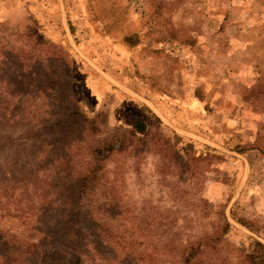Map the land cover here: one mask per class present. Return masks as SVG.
Wrapping results in <instances>:
<instances>
[{
  "label": "rangeland",
  "instance_id": "374dc122",
  "mask_svg": "<svg viewBox=\"0 0 264 264\" xmlns=\"http://www.w3.org/2000/svg\"><path fill=\"white\" fill-rule=\"evenodd\" d=\"M0 22L9 42L14 31L40 35L98 127L84 142L106 150L100 175L111 190L92 200L93 212L104 215V197L115 207L106 208L111 249L90 245L88 264H171L218 210L230 228L212 258L261 264L247 256L264 244V0H0ZM39 101H27L31 113L47 108ZM15 141L1 163L36 154ZM49 194L54 206L58 192ZM41 218L45 231L54 210ZM70 255L45 245L36 264ZM210 256L202 264H223Z\"/></svg>",
  "mask_w": 264,
  "mask_h": 264
},
{
  "label": "trees",
  "instance_id": "16d2710c",
  "mask_svg": "<svg viewBox=\"0 0 264 264\" xmlns=\"http://www.w3.org/2000/svg\"><path fill=\"white\" fill-rule=\"evenodd\" d=\"M0 30L1 34L9 28L0 22ZM13 35L17 42L0 37V155L16 138L35 144L37 151L30 160L0 162V264H36L45 245L61 255L71 251L66 264H88L94 257L90 245L98 243L109 251L112 246V229L106 219L110 211L106 208L115 207L114 198L104 197V215L100 217L93 212L99 203L92 201L99 192L111 190L100 175L106 150L90 140L84 142L86 135L97 134L98 127L79 110L67 66L51 65L45 57L47 43L35 30L14 31ZM40 55L47 59L45 63ZM39 100L47 101V108L41 111L35 107L36 112L31 113L27 101ZM131 126L137 134L144 129L139 120ZM6 128L21 132L14 136ZM52 190L58 192L54 206L49 200ZM51 210L55 223L44 231L41 217ZM217 216L208 232L179 246L171 264H202L205 254H211L212 262L236 264L233 256L212 258L219 255L230 228L223 211L218 210ZM36 235L39 238L34 239ZM254 243L257 253L249 254L247 260L264 264V244ZM118 246L124 250V245ZM125 255L130 258L133 253Z\"/></svg>",
  "mask_w": 264,
  "mask_h": 264
}]
</instances>
